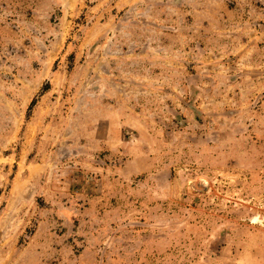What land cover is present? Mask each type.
Segmentation results:
<instances>
[{
	"label": "rangeland",
	"instance_id": "rangeland-1",
	"mask_svg": "<svg viewBox=\"0 0 264 264\" xmlns=\"http://www.w3.org/2000/svg\"><path fill=\"white\" fill-rule=\"evenodd\" d=\"M0 264H264V0H0Z\"/></svg>",
	"mask_w": 264,
	"mask_h": 264
}]
</instances>
